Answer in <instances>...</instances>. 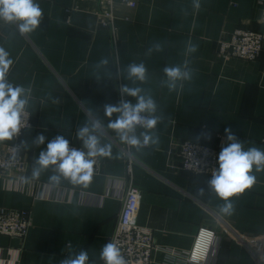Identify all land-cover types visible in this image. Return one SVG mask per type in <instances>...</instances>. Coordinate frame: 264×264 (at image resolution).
Segmentation results:
<instances>
[{
    "label": "crops",
    "instance_id": "crops-1",
    "mask_svg": "<svg viewBox=\"0 0 264 264\" xmlns=\"http://www.w3.org/2000/svg\"><path fill=\"white\" fill-rule=\"evenodd\" d=\"M129 1L133 8L115 4V46L99 25L98 0H37L43 20L30 34L21 35L16 24L0 21V47L13 60L7 78L30 89L31 127L19 143L31 144L37 134L46 137L44 145L21 151L29 163L25 174L0 178V208L28 211L32 223L22 242L1 238L0 264H60L81 249L88 251L90 264H98L129 184L141 195L137 222L152 230L156 246L187 252L197 231L210 228L217 241L208 264H254L234 234L264 236V172L254 173L255 185L234 197V212L225 215L219 211L223 202L207 190L211 177L179 169L169 152L187 140L223 147L228 127L245 149H264V51L252 63L215 58L219 40L234 30L264 34V0H199V9L193 0ZM189 40L197 51L186 55ZM154 42L165 51L148 56ZM101 58L109 59L107 69L95 67ZM185 61L194 70L192 80L169 92L161 86L163 68ZM134 62L148 68L149 79L141 87L156 100L161 121L154 130L158 145L140 151L128 146L134 163L128 175L121 155L125 144L106 127L103 109L121 98L135 103L119 91L131 86L125 69ZM97 115L105 125L102 143L113 148L110 158L98 157L101 171L88 187L68 181L52 186L50 172L24 182L49 140L64 135L70 145L81 147L76 132ZM200 188L205 189L202 196ZM153 261L163 262L164 255L155 252Z\"/></svg>",
    "mask_w": 264,
    "mask_h": 264
},
{
    "label": "clouds",
    "instance_id": "clouds-1",
    "mask_svg": "<svg viewBox=\"0 0 264 264\" xmlns=\"http://www.w3.org/2000/svg\"><path fill=\"white\" fill-rule=\"evenodd\" d=\"M193 7L200 8L199 0H193ZM42 20L43 10L37 0H0V21L16 24L21 35L34 32L41 26ZM164 51L162 43L154 42L148 46L146 54L152 56ZM196 51L197 45L189 40L186 55ZM12 64L9 52L0 47V142L16 139L22 128L27 126L25 117H28L30 89L9 82L7 76ZM109 65L108 58H101L95 67L107 69ZM125 72V78L131 82V86L123 85L119 91L122 97L135 98V103L121 98L116 104H105L103 111L108 119L106 127L118 136L121 143L140 151L159 144V137L154 130L161 117L157 115L156 100L141 87L149 79L145 63H130ZM163 73L161 86L172 92L178 86L182 87L183 82L191 81L194 70L185 61L183 65L165 66ZM120 74L118 70L117 76ZM53 103H58V100H53ZM104 130L103 119L97 115L78 128L76 137L81 142L79 148L70 146V141L64 135H56L34 158L31 174L23 178L24 182L38 180L43 173L50 172L48 182L52 186L68 181L73 185L88 187L93 178L96 158L112 156V144L102 143ZM224 132L226 144L219 153L218 168L207 181V190L223 202L219 211L231 215L234 212L233 198L255 185V172H264V149L256 146L245 149L244 143L230 127L225 128ZM45 141L43 134H37L31 144L26 141L18 143L15 152L18 155L32 145H44ZM204 193L205 189L200 188L199 194L202 196ZM99 259L103 264H127L121 249L111 241L103 245ZM60 264H90L89 253L86 249L73 252Z\"/></svg>",
    "mask_w": 264,
    "mask_h": 264
},
{
    "label": "built area",
    "instance_id": "built-area-1",
    "mask_svg": "<svg viewBox=\"0 0 264 264\" xmlns=\"http://www.w3.org/2000/svg\"><path fill=\"white\" fill-rule=\"evenodd\" d=\"M117 2L130 8L135 6L129 0H98L97 17L99 25L109 32L113 46L117 42V27L114 17V8ZM260 3L262 4L260 20L264 23V2ZM262 51H264V34L237 29L219 40L215 58L223 63L229 60L252 63L259 58ZM25 120L27 126L22 128L16 139L0 142V178L23 175L28 171L29 163L25 156L21 151L18 155L15 152L23 132L31 127L29 114ZM261 143L264 144V139L261 140ZM221 149L222 146L210 147L187 140L177 144L173 151L170 150L169 154L179 164V169L192 174L211 177L215 168H218V156ZM121 155L125 162L126 173L130 175L134 163L129 154L128 145L125 144L122 147ZM100 171L101 162L97 157L93 177L98 176ZM140 199V191L131 184L127 185L118 221L109 239L121 249L127 264H153L155 252L164 255V261L159 264H208L217 241L212 229L200 228L191 249L187 252L158 247L154 244L152 230L140 226L137 222ZM31 226L28 211L0 208V240L1 238H9L22 242ZM234 238L249 251L254 264H264V236L243 237L234 234ZM98 264H103V262L100 261Z\"/></svg>",
    "mask_w": 264,
    "mask_h": 264
}]
</instances>
